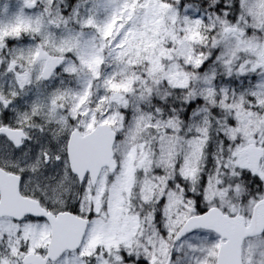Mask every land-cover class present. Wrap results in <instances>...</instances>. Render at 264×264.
Segmentation results:
<instances>
[{"label": "snow or ice", "instance_id": "6c2138e0", "mask_svg": "<svg viewBox=\"0 0 264 264\" xmlns=\"http://www.w3.org/2000/svg\"><path fill=\"white\" fill-rule=\"evenodd\" d=\"M0 264H264V0H0Z\"/></svg>", "mask_w": 264, "mask_h": 264}]
</instances>
